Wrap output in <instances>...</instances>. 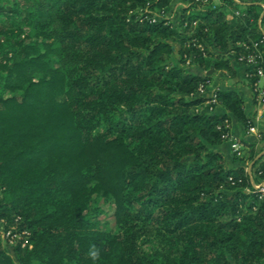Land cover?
<instances>
[{
    "label": "trees",
    "instance_id": "16d2710c",
    "mask_svg": "<svg viewBox=\"0 0 264 264\" xmlns=\"http://www.w3.org/2000/svg\"><path fill=\"white\" fill-rule=\"evenodd\" d=\"M27 1L0 3V86L22 92L0 94V217L29 232L19 264H264V154L242 141L250 175L220 149L232 116L253 125L244 99L219 89L225 111L200 110L210 77L185 68L264 53V0H185L176 23L172 0ZM99 192L116 232L90 211ZM0 264H16L1 242Z\"/></svg>",
    "mask_w": 264,
    "mask_h": 264
},
{
    "label": "rangeland",
    "instance_id": "374dc122",
    "mask_svg": "<svg viewBox=\"0 0 264 264\" xmlns=\"http://www.w3.org/2000/svg\"><path fill=\"white\" fill-rule=\"evenodd\" d=\"M17 0H0V3L6 8H10L12 6V3ZM27 0H18L19 5L24 4ZM29 1V0H28ZM27 1V2H28ZM216 4L222 3L221 0H212ZM249 1V0H246ZM257 1V0H256ZM205 2H210L209 0H205ZM238 3L242 2L241 0H237ZM187 6V3L185 0H172L170 2V5L165 9V18L169 19L171 22L176 23L181 14L183 13L184 7ZM225 9H229L227 6ZM239 13V12H238ZM24 29V34H29L33 40L36 41H41V38L37 37V32L30 26H23ZM179 49V46L176 44V51ZM263 56L264 53L262 52ZM179 56L176 54L174 57V61L176 62L178 60ZM1 59V58H0ZM242 64V63H241ZM57 65V64H56ZM185 68L187 71L195 73V68H197V65L191 64H185ZM234 68V73L227 70V69H221V70H212L208 69L205 76L210 77V80L213 82H216L215 86L220 87L221 89L228 90V89H234V86H237L238 82L236 81L238 77L242 74L240 70L236 67L233 66ZM244 73V71H243ZM263 81H264V77ZM4 86V85H3ZM2 85L0 86V94H3L4 96H12V95H20L22 92L21 91H10L9 89L4 88ZM264 87V86H263ZM262 87V88H263ZM204 93H195L192 97H202ZM200 110L202 111H209L208 106L201 108ZM216 112H223L225 111L224 106L221 104L216 105L215 108ZM231 132V129H230ZM232 133V132H231ZM233 134V133H232ZM235 136V135H234ZM238 138L237 136H235ZM239 139V138H238ZM260 140V139H258ZM257 140V143L260 144V142ZM226 141H230L229 139H226ZM225 141V144L227 143ZM241 141V140H240ZM244 142V140H242ZM241 141V142H242ZM242 142V143H243ZM231 143V141H230ZM251 143V142H250ZM263 143V142H262ZM244 144V143H243ZM255 145V143H253ZM227 145V144H226ZM221 146V145H220ZM264 146V143H263ZM231 148H232V143H231ZM246 148L244 145L243 149ZM233 150V149H232ZM222 151V150H221ZM256 151L258 152L257 158H260L264 153V147L263 148H257ZM244 153V152H243ZM237 154L233 151V156L232 160L236 162H240L238 158H236L234 155ZM250 154L248 153V149H245V156L243 161L244 165H246L247 168L252 169L253 162H250L249 159ZM232 160H225V166L228 167ZM251 165V166H250ZM251 171V170H250ZM257 184V183H255ZM1 195V193H0ZM90 211L93 213L92 215L95 216V219L97 220L98 227L105 230V231H110V232H116L117 231V222H116V216H115V203L112 199L106 198L104 196L103 192H99L94 194L90 206ZM11 229H13L11 227ZM8 235L4 236V233L1 234L0 236V242L2 245L5 247L7 252L13 257L14 261L16 264H19V253L18 250L19 248L25 249L27 246H24L25 244V238L21 236H14L13 238L7 237Z\"/></svg>",
    "mask_w": 264,
    "mask_h": 264
},
{
    "label": "crops",
    "instance_id": "0c3cea01",
    "mask_svg": "<svg viewBox=\"0 0 264 264\" xmlns=\"http://www.w3.org/2000/svg\"><path fill=\"white\" fill-rule=\"evenodd\" d=\"M249 1H256V0H249ZM228 57L232 59V66H236L242 74L238 79L236 80L238 82L237 86H234V89L242 96L244 99V108L246 115L251 118L253 125L249 129H245L244 125L239 122L235 117L232 116V118L229 121V127L231 129V132L233 135L237 136L239 140L248 141L251 143H255V148H263L264 143V103L261 102L257 96L253 92V90L250 87V81L246 77V71L250 68L246 64H241L237 61H235V58L232 53L228 54ZM212 70V68H209ZM214 69V68H213ZM208 69H203L202 67L197 66L195 68V74L205 76L208 74ZM216 71V69H214ZM221 70V69H219ZM225 70V69H224ZM244 71V73H243ZM216 82H213L210 80V83L208 84L206 91L204 92V97H209L213 92H216L217 90L221 89L220 87L215 86ZM259 86L262 88L264 86L263 78L259 81ZM264 88V87H263ZM260 139V140H258ZM257 140L260 142L257 143ZM220 146V149L222 150L225 160L227 162L229 160H232L233 156V150L231 148L230 141H226ZM263 142V143H262ZM264 153V151H262ZM230 164L228 167H235L239 165H244V162H236L232 160L229 162ZM251 166V165H250ZM252 167V166H251Z\"/></svg>",
    "mask_w": 264,
    "mask_h": 264
},
{
    "label": "built area",
    "instance_id": "2783aa9c",
    "mask_svg": "<svg viewBox=\"0 0 264 264\" xmlns=\"http://www.w3.org/2000/svg\"><path fill=\"white\" fill-rule=\"evenodd\" d=\"M194 24H197V22H195ZM202 45L203 44H198L199 47L203 48ZM245 49H246V51H248L247 53L236 54L235 52H233L232 54L237 55L236 56L237 62L248 65L250 67L249 69H251V70L256 69L259 76H260V79H261L262 77H264V68H263V64H262L264 61H263L262 51L259 50V43L255 42L252 45H245ZM187 64H191L190 60L187 61ZM250 75H252V74H250L246 71V77L248 78ZM259 81L255 84L256 85V94H257L259 100L264 103V88H261L259 86ZM208 84H201L196 93H198V94L204 93L206 91ZM209 98L210 99L206 102V105L208 106L209 112H214L216 105L219 104V100L217 98L216 92H213L211 94V96H209ZM224 136L226 139H229L231 141L233 151L235 153H237L238 156H242L244 144L238 138H236L230 131L227 132ZM250 170H249V168H247L248 173L251 175L252 173ZM253 186L255 189H258L259 191L264 193V181L261 183H257V184L254 183ZM2 233H4V236L8 235L7 237H10V238H13L14 236H21L22 235L25 238L24 246H27V239L29 236V232L26 230L19 232L15 228H13V229L8 228L6 220L4 218L0 217V236Z\"/></svg>",
    "mask_w": 264,
    "mask_h": 264
},
{
    "label": "clouds",
    "instance_id": "9594fccd",
    "mask_svg": "<svg viewBox=\"0 0 264 264\" xmlns=\"http://www.w3.org/2000/svg\"><path fill=\"white\" fill-rule=\"evenodd\" d=\"M93 258H95V253H93Z\"/></svg>",
    "mask_w": 264,
    "mask_h": 264
}]
</instances>
